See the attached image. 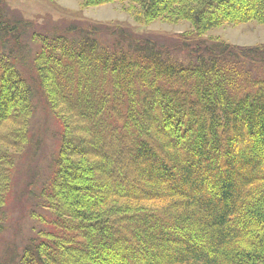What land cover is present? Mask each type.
<instances>
[{
  "label": "trees",
  "instance_id": "1",
  "mask_svg": "<svg viewBox=\"0 0 264 264\" xmlns=\"http://www.w3.org/2000/svg\"><path fill=\"white\" fill-rule=\"evenodd\" d=\"M127 1L137 22L187 21L191 40L264 25V0ZM0 0V235L34 90L23 21ZM118 38L103 44L101 36ZM32 68L62 123L39 207L54 216L20 264H264V45L169 47L122 28L33 35ZM21 69V70H20ZM18 152V153H19Z\"/></svg>",
  "mask_w": 264,
  "mask_h": 264
},
{
  "label": "rangeland",
  "instance_id": "2",
  "mask_svg": "<svg viewBox=\"0 0 264 264\" xmlns=\"http://www.w3.org/2000/svg\"><path fill=\"white\" fill-rule=\"evenodd\" d=\"M7 6L8 20L23 21L29 26L22 28V45L29 57L22 67L34 90V111L29 127V142L23 151L15 152L11 191L3 212V231L0 235V264H20V258L29 243L38 239L39 232L50 231L54 216L39 207V194L43 186L51 182L60 151L62 123L57 111L52 109L40 89L32 68V59L40 45L33 35L61 33L76 27L98 26L122 28L137 34L138 38L156 45L169 47L174 59L187 62V50L178 46L182 41L213 44L224 42L239 47L264 45V25L252 21L245 24H225L215 27L201 38L191 40L185 35L191 31L187 21L169 23L157 20L151 23L137 22L128 12L127 1H115L100 6L86 7L85 0H3ZM118 38L101 36L103 44H113ZM21 70V69H20Z\"/></svg>",
  "mask_w": 264,
  "mask_h": 264
}]
</instances>
